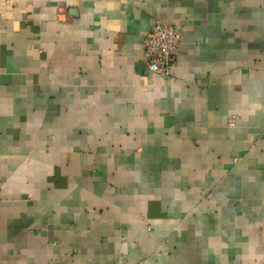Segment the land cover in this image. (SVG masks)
<instances>
[{"label":"crops","instance_id":"0c3cea01","mask_svg":"<svg viewBox=\"0 0 264 264\" xmlns=\"http://www.w3.org/2000/svg\"><path fill=\"white\" fill-rule=\"evenodd\" d=\"M0 264H264V0H0Z\"/></svg>","mask_w":264,"mask_h":264},{"label":"built area","instance_id":"2783aa9c","mask_svg":"<svg viewBox=\"0 0 264 264\" xmlns=\"http://www.w3.org/2000/svg\"><path fill=\"white\" fill-rule=\"evenodd\" d=\"M181 42L182 33L175 24L158 20L143 37L141 60L149 72L169 77L177 62Z\"/></svg>","mask_w":264,"mask_h":264},{"label":"water","instance_id":"95a60500","mask_svg":"<svg viewBox=\"0 0 264 264\" xmlns=\"http://www.w3.org/2000/svg\"><path fill=\"white\" fill-rule=\"evenodd\" d=\"M137 66H138L141 70L145 69V71H148V69L145 68V65H144L143 62L138 63ZM141 70H140V71H141Z\"/></svg>","mask_w":264,"mask_h":264}]
</instances>
